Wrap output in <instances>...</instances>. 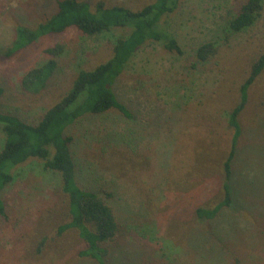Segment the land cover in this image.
<instances>
[{"label": "rangeland", "instance_id": "rangeland-1", "mask_svg": "<svg viewBox=\"0 0 264 264\" xmlns=\"http://www.w3.org/2000/svg\"><path fill=\"white\" fill-rule=\"evenodd\" d=\"M87 1L130 8L144 3ZM242 1L180 0L159 25L181 53L146 41L115 81L114 90L133 117L111 112L70 129L77 184L102 196L117 224L102 260L80 253L85 245L75 228L56 234L69 219L67 198L58 175L32 158L12 169V181L0 192L6 208L0 218V264H264V68L238 115L234 204L212 219H198L194 212L222 197V162L232 135L228 114L264 50V1L253 25L231 34L223 30ZM55 7L56 0H0V47L12 41L15 24L34 25ZM128 31L88 36L69 28L0 59V110L37 121L80 68L109 54L111 36ZM209 39L216 40V54L197 61L195 48ZM55 43L63 48L54 76L38 92L24 89L23 72L43 62L48 57L43 49ZM2 140L0 128V145Z\"/></svg>", "mask_w": 264, "mask_h": 264}, {"label": "trees", "instance_id": "trees-1", "mask_svg": "<svg viewBox=\"0 0 264 264\" xmlns=\"http://www.w3.org/2000/svg\"><path fill=\"white\" fill-rule=\"evenodd\" d=\"M143 1L141 6L130 8L122 4L106 6L100 1L91 5L87 0H56L55 10L34 25L15 24L12 41L0 47V59H3L42 36L60 34L69 28L88 36L129 28L125 35L111 36L109 54L91 68H80L69 88L44 110L37 121L29 122L16 114L0 110V128L3 132L0 192L12 181L15 166L32 158L40 160L44 170L58 175L60 190L67 198L69 219L57 226L56 234L67 228H75L85 245L80 253L97 261H101L106 253L105 243L116 238L117 224L106 200L97 192L77 184L72 150L75 136L70 129L80 120L111 112L127 119L133 117L129 107L117 96L114 84L126 62L143 43L158 41L165 49L181 53L176 39L159 25L161 18L172 13L180 0ZM263 1L243 0L237 10L230 13L223 30L231 34L253 25L260 16ZM62 48L60 43L46 46L43 52L48 57L23 72L21 86L32 92L45 88L59 68L57 57ZM216 52V40L209 39L197 45L194 56L197 61L203 62L210 60ZM263 68L264 50L241 83L238 102L228 114L232 135L229 150L222 162V197L213 206L196 207L194 212L198 219H212L223 208H231L234 204L232 164L241 132L238 115L246 102L249 85ZM5 216V203L0 195V218Z\"/></svg>", "mask_w": 264, "mask_h": 264}]
</instances>
